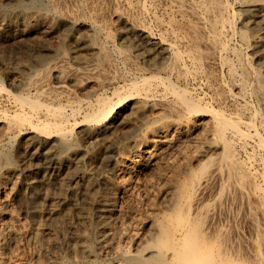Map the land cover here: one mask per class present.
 Instances as JSON below:
<instances>
[{
    "label": "bare ground",
    "instance_id": "bare-ground-1",
    "mask_svg": "<svg viewBox=\"0 0 264 264\" xmlns=\"http://www.w3.org/2000/svg\"><path fill=\"white\" fill-rule=\"evenodd\" d=\"M77 1L79 0H46L48 9L56 16L65 19L72 29L90 24L96 25L99 21L103 23L104 28L111 27L110 25L112 23L113 29L114 25L117 26L120 23L126 25L128 29L127 31L125 30L126 33H124V35L128 39L130 45L134 46L132 52L138 54V57L141 55L142 51L136 46V42H139L141 46L146 48L151 58L145 59L146 57L143 55V59L153 71L169 73L174 75L173 79L175 76L178 79L186 76V73L183 71L185 69L181 68L183 55L181 56L178 52H174L173 46L167 43V41L165 42L163 39L158 40V38L157 40L154 39L151 36L152 34L150 35L148 30L139 24L140 21L138 23L129 13H126L124 10V12L118 11L115 7V0H81L80 4H78ZM15 2L19 7L23 6L22 0H15ZM34 2L37 3L36 0H34L33 3ZM173 2L178 5H175L177 9L179 7V10L181 9L183 13L190 17L188 18L186 16L189 19V30L187 29L186 31L189 32L180 30L179 34L183 31L184 34H182V36L184 35L183 38H185V33H189L187 37L190 39L191 45L189 46L191 47L187 54L193 59L189 60L197 62L201 70L215 64L212 63L215 62L212 60L218 51L222 54L228 49L227 43L223 42L225 39L223 38L222 41L221 36L235 33V25L238 21L243 29L250 28L251 30V28H258L264 25V0H246V5L241 3L245 5L242 16L232 11L235 14L232 15L233 17L229 15V7L223 0H173ZM36 3H34L32 7L30 6V8L25 7L24 14L19 18L20 20H18L23 26L31 24L32 19L42 20L47 17V13L37 8ZM106 5L107 7L110 6L108 14V11L105 9ZM23 8L24 7H21L22 13ZM87 9L89 10L88 12H90L88 16L85 13ZM106 15L111 17L112 23L109 22L110 20H106ZM15 20L17 21V19ZM38 20H36V22H39ZM187 21L188 20H186V22ZM42 22H44V20ZM15 25L13 19H4L3 22H0V36H6L8 34L7 32L12 31ZM25 26L24 29L28 28L27 26L30 25ZM180 26H178V28ZM45 27L46 29L44 31L49 33L54 32L56 29L55 24H48ZM15 29H17V27ZM38 33H40V31ZM93 33L92 36H87L81 41H78L80 47L89 51V57L68 56L63 51L56 49L48 50L46 48V50L44 49V55L39 56V53V57L34 59V63L37 64L39 68H33L32 64L24 63L23 65V63L18 60L22 66L18 67L19 65H17L19 68V75L12 79L11 84L14 88L21 89V92L22 90L26 91L25 89L30 87H35L38 90H45V83L47 84L45 81L49 75L55 73L54 76L57 79L56 85L54 89H48L47 92L53 97H58L61 93L69 91L71 87L79 85L87 80V82H89V80L93 78L96 79L100 77L101 81H99V83L101 82L102 86L103 84L111 83L113 80L115 81L117 78L119 80L122 78V75L120 71H118V65H115L117 62L114 63V59L112 60V57L108 54L111 51L107 52L102 45L103 43H101V41L99 42L97 30H93ZM106 36L110 41H116V39L114 40L115 35L113 34V30H106ZM257 36L258 35H256V37ZM32 37L35 38V35ZM242 37L243 39L246 37L244 32H242ZM178 40L180 41V39ZM245 41L247 43V40ZM257 46L261 51L255 52V54H257L256 59L260 62L261 66L255 70L256 85L254 94L259 99L264 110V35L257 40ZM120 50L121 49H119V51ZM50 52L52 53V59H49L50 61L48 62L47 54ZM132 52L128 49H124L122 55L124 60L126 59L129 64L134 66L136 60L133 62L131 58H135L136 56L135 54L133 55ZM241 56L242 58H246L243 57V55ZM160 59H166L168 63L159 67L154 60ZM214 59L217 60L216 57ZM225 59H222L224 63L223 67H226L229 75L234 77L236 74L234 69L236 67L233 68L231 65L232 62L229 63L225 61ZM241 63L242 62L238 64ZM215 66L216 65H214V67ZM249 66H251V64ZM17 67L15 66L16 71ZM189 67L190 66H188V68ZM136 69L135 71H137ZM140 69L141 68H139V70ZM150 70L148 71L150 72ZM210 71L212 70L210 69ZM250 71L252 70H249L246 66L245 68L243 67L244 76H247ZM122 74H125V72ZM127 77L129 78L130 76ZM169 79H167V76L166 78H162L159 74L152 73L149 76L144 75V77L133 80L122 92L119 90L116 91L112 98L108 96H99L97 104L92 107L90 112L86 114V118L83 119L85 123L90 124L89 131L81 126L83 121L81 125L78 122L71 123V118L75 117V115L78 116L77 111L80 108L78 105L73 104L75 102L68 106L72 114L67 116L63 106V108L53 107L54 109H50L47 103H45L44 106L40 104L41 102L36 101L37 99L35 101L34 99L30 100L26 95V97L23 96L24 94L22 96L14 95V102L18 105L17 107H21L20 109L28 107L32 111L38 112L36 115L37 117L38 115H43L44 117H50V119H58L59 123L51 126L49 122L47 124L44 122L42 126H31L38 135L33 142L27 146L25 156L27 164L23 167L16 166L13 168L9 166V154L11 151L9 154L0 151V176H4L9 181L12 180L10 182L12 184L15 180H24L28 189L29 199L27 200L30 201L29 204H33L35 213L38 208L44 204L47 207L46 210H50V212L43 215V220L46 222L45 224H49V228L47 229L49 232L55 231L56 233H61L62 237L64 226L61 225L59 219L58 222L55 220L63 213L62 211H65V209L75 203L76 195L72 188L75 184L78 185L76 182L84 180L87 182L86 184L89 183L86 175H79L76 173L77 168L75 172H72L71 169H75L82 161L88 163L90 167H94L95 162L99 158L98 156H100L101 162L110 167L111 174L109 176L105 174L106 177L101 179L99 186L93 184L92 187L95 191L93 200L97 203L98 208H100L95 225V239L100 246V250L103 251L105 249L114 252L115 264H264V203L258 198L259 203H256L255 206L250 204L246 205L248 203L246 202L247 198L249 197V200L252 198L249 195L256 193L258 189H256V186L255 188L252 185L254 182H252L253 176L250 170L238 159L239 156L236 153V148L238 147H236L235 144L236 140L242 142L243 140H248L250 137L252 138L254 135L251 136V134H255L257 131L247 134L244 132L245 130L243 131L241 128L243 121L240 117L233 119V117H228L220 110L206 104L203 105L200 101L190 96L189 93H187L189 91L186 92V90L180 88ZM186 79H188V77H186ZM189 79L191 81V78ZM207 79L206 81L209 82L210 77H207ZM239 82L241 83L239 85L237 83L236 89L240 88L241 90L242 87L247 85L246 81L242 80ZM2 90L7 92V89L0 87V91ZM41 92L43 95L45 91L41 90ZM38 94L37 96L40 95ZM254 94L253 96H255ZM223 99L224 98H222V100ZM252 99H254V97H252ZM84 102L86 103V101ZM90 102H92V100ZM203 103H206V101ZM237 104L240 105L239 103ZM92 105L93 104H91V106ZM29 109L27 110L29 111ZM230 110H232V108ZM234 110L235 108L232 111ZM148 112L149 114L150 112L152 113L150 117L147 115ZM261 112L264 113V111ZM32 114H34V112ZM240 114L242 113L240 112ZM16 115L0 116L2 120L5 118V121H8V131H10L7 132L8 134L3 138V133L1 134L0 146L2 147H4L3 145L5 143L13 141L25 125L28 123L32 124V122L29 121L30 119L23 114V116ZM30 116L31 115H29V117ZM246 116L247 115H245V117ZM248 117L250 118V116ZM140 119L143 120L140 121ZM120 127L125 129V131L120 136H112L108 139V135L114 133V131ZM251 127V129L254 128V126ZM75 133L80 135V139L92 140L94 143L101 139H106V143L101 148L100 155H88V152L79 151V148H77L79 139L75 136ZM255 136H257L259 148L264 150V138L261 137L259 133ZM121 139L125 140V143L121 142ZM238 145L240 144L238 143ZM254 152H257V150ZM246 154L249 156V153ZM254 156L255 155L251 157ZM256 156L259 157L260 155ZM255 166L257 165L255 164L253 167L255 168ZM260 171L261 170H259V172ZM42 173L43 175L41 176L40 174ZM79 173H81V171ZM259 186L258 188L261 187ZM52 187H59L61 192L58 196L52 193ZM141 187L145 190L144 198H141L142 200L138 202L137 206L129 209V203L134 201V198L137 199L139 197L140 193L137 196L135 193L136 190ZM2 193L4 192H2L0 188V198H2L0 199V264H45L42 258L46 256L45 251L48 249L54 251L60 249L61 246H64L67 237L64 236L63 241L58 238L51 239L52 241L43 245L40 253L21 259L18 251L12 248V242L23 239L29 234L38 239H44L47 235V232H45L47 229L40 230L39 232H28L24 230V222H22L20 217L14 214L13 208L15 207H13L12 202L14 200L8 198L6 195H2ZM85 194V199H87L89 193ZM159 199H163L166 204L164 208L162 207L161 211L158 210L154 212L152 221L140 222L136 219H131L130 211L142 210L148 205L150 206L153 201L156 202ZM89 201H91V199H88V202ZM227 202L235 204L232 208L235 206L239 210L236 217L233 215L234 218L232 220L229 217H223L225 216L224 212H226L223 206H225L224 204ZM98 208L96 206V209ZM239 216L242 221L239 219ZM130 220H133V222ZM144 220H146V218ZM125 221H129V223L125 224ZM240 221L245 223L247 229L252 232L250 238H243L242 234L244 232L242 233L243 230H241L239 226ZM90 227L91 225L86 226L88 229ZM68 241H70L69 238ZM81 242L82 244L79 242L81 244H79L80 247L76 248L77 245L73 244L72 247L68 245V248H81L80 250L84 255L86 253L93 255L91 254V245L89 244L87 235H84L83 241ZM68 243L70 242L66 244ZM99 254L100 253H98V255ZM94 257H96L95 254ZM53 263L56 262L53 261ZM78 264L80 263L78 262Z\"/></svg>",
    "mask_w": 264,
    "mask_h": 264
},
{
    "label": "rangeland",
    "instance_id": "rangeland-1",
    "mask_svg": "<svg viewBox=\"0 0 264 264\" xmlns=\"http://www.w3.org/2000/svg\"><path fill=\"white\" fill-rule=\"evenodd\" d=\"M33 1L34 0H22L23 6H21V7H24L23 8V13H22L21 7H19L17 5L15 0H0V22H3L4 19L6 20L8 18H11V19H13L14 23L16 24L12 31L7 32L8 34L10 33L9 35L7 34L6 36H0V87H4V89H7L6 90L7 92H5V90L4 91L2 90L3 92L0 91V93L2 94V95L0 94V113H1L0 116L1 115L2 116H11V114H12V116H15L16 114H17L16 116H23L24 115V116L28 117V119H30L29 121L32 122V124H34V125H32L31 123H28L29 125L28 124L25 125V127H23L21 132L18 135H16V137L14 138L13 141L5 143L3 145L4 147L0 146V151L3 152V153L5 152V153L9 154V152L11 151L10 154H9L10 155L9 156L10 157L9 166L14 168L16 166H18V167L22 166L23 167V166H25V164H27V162L25 161L26 160L25 156H26V152H27V146L31 142H33V140L38 135L34 131V128H33L35 125L36 126H40V125L42 126V123L44 125V122H45V124H47L49 122L51 124V126H54V125L59 123L58 119H50V117H46V116L44 117L43 115H40V116L38 115V117H37L36 115H37L38 112L32 111L28 107H24L23 109H20L21 107H17L18 105L16 104V102H14L15 101V99L13 97L14 95L15 96H22L24 94L23 96L26 95L27 98H30V100L34 99V101H35L37 99L36 101L41 102L40 104L44 105L45 103H47V105H49L50 107L47 106V105L46 106L49 107L50 109H54L53 107L56 108V107H62L63 106L65 108L64 110H65V114L67 113L66 114L67 116L72 114V111L69 109L70 107H68V106L72 105L71 103L75 102L73 104L78 105L80 108L78 107L79 108V110L77 111L78 116L75 115L76 118L75 117L71 118V123H73V122L77 123L78 122L81 125L82 124L81 122L83 121V119L86 118V114L88 112H90L92 107L97 104V99L99 98V96L100 97L108 96V97L112 98L116 91L119 90V91L122 92L123 89L127 85H129V83L132 82L133 80H136L138 78L144 77V75H148L149 76L152 73H156L157 75L159 74V76H161L162 78H166V76H167V79L170 78L169 80H171L172 82L176 83L177 86H179L180 88H183L184 90H186V92L189 91L187 93H189V95L192 96L193 98H195L197 101H200L203 105L206 104V105H208L210 107H213V108H215L217 110H220V111L224 112L228 117H231V118L233 117V119L240 117L242 119V121H243V125H242L241 128H242L243 131L245 130L244 132H246L247 134H251V133H255L257 131L255 134H251V136H253V135L255 136L256 134L259 133V135H261V137L264 138V136H263L264 135V126H263L264 125L263 124L264 123V113L261 112V111H264V110H263V106L261 105L259 99L254 94V89H255V85H256L255 70L258 69L261 66L260 62L257 61V59H256V55L257 54H255V52L257 53V52L261 51L260 48L257 46V40H259V38H261L264 35V25L261 26V27H258V28H251V30H250V28H247V29L244 28L243 29L241 27V24L238 21L236 23V25H235V29H236L235 33H233V34H225V35L221 36L222 41H223V38L225 39L223 42L227 43L228 49L226 51H224L222 54H221V52L218 51L217 52L218 55L216 53L215 56H214V58L216 57L217 60H215L214 58L212 60V61H215V62H212V63H215V64L211 63L212 65H210L209 67H205V68H203L201 70V68L199 67L198 63L195 62V61H192L193 59L191 57H189L188 54H187L188 51H189V48L191 47V46H189V45H191L190 39L187 37L189 35V33H185V38H183L184 35L182 36V34H184V32L187 29L189 30V27H188L189 19L188 18H190V17L187 16L185 13H183L181 11V9L179 10V7L177 9L178 5L175 2H173V0H115L114 1V2H116L115 3L116 4L115 7L118 9V11H122V12L125 11L126 13H129V15L132 18H134L135 20H137L138 23L140 21L139 24L143 28L145 27V29L148 30L150 35L152 34L151 36L154 39L157 40V38H158V40L163 39L165 42L167 41V43H170L173 46V51L174 52H178L181 56L183 55L182 56V61H181V68L185 69L183 71L186 73V76L184 78H181L182 79L181 80V79H178L176 76L173 79L174 75H171V74L163 72V71H159V72L153 71L150 68V66L143 59V55L146 57L145 59L151 58L150 57V53H148L149 51L146 50V48H144L143 46H141L139 44V42H136V44H137L136 46L139 47L141 49V51H142L141 55L138 57L137 56L138 54H136L135 52H132L134 46L130 45L128 39L124 35V33H126L128 27L126 25L120 23L117 26L114 25V29H113V26H112L113 23L111 22V19H110L111 17L109 15H108L109 17L106 15V20L108 19V21L110 20L109 22L112 23L110 25L111 27H109V28H104L103 23H100V21H99V22H97L96 25L90 24V25H86L84 27L72 29L69 26V23H67V21L65 19L56 16L52 11H50L48 9L46 0H36L37 3L36 2H34V3L37 4L36 5L37 8L41 9V11H45L47 13V17H45L42 20L32 19L31 24H27V25H30V26L26 25L28 28L24 29L25 25L23 26V24H20V22H18V20H20L19 18L22 17V15L24 14L25 7L26 8H28V7L30 8V6L31 7L34 6ZM242 1L241 0H223V2L227 3V5L229 7V15L230 16L235 15L233 12H235L236 14L238 13L239 16H242L243 9H244V7L246 5V0H244L245 2L243 1L244 3ZM77 3L80 4L81 0L77 1ZM241 3L245 4V5H242ZM231 4H233V5H231ZM107 5H109V4H107ZM107 5H106L105 9H106V11H108L107 12V14H108L109 11H110V9H109L110 6L107 7ZM175 5H177V6H175ZM88 11H89L88 9L85 10V13H86L87 16L90 15V12H88ZM14 15H15L16 18L14 17ZM14 18L17 19V21ZM183 18H184V20H183ZM36 20H38L39 22H36ZM43 20H44V22H42ZM186 20H188V21L186 22ZM184 22L187 24V26H186V24ZM48 24H55L56 29H55L54 32L49 33V32L44 31L46 29L45 26L48 25ZM178 26H180L182 29L180 27L178 28ZM16 27H17V29H15ZM37 28H38V31H37ZM105 29L109 30V31L113 30V34L115 35L114 40L116 39V41L112 42V40L110 41L107 38ZM93 30H97V32H98L97 36H98L99 42L101 41V43H103L102 45L105 47L106 51L107 52L111 51L108 54L112 57L111 58L112 60L114 59L113 60L114 63L117 62L115 65H118V67L117 66L116 67L119 69L118 71H120V74L122 75L121 76L122 78H120L119 80L117 78L115 81L113 80L111 83H109L110 85L108 83H106V84H103V86H102L101 82L99 83V81H101L100 77L96 78V79L93 78L92 80L90 79L89 82H87L88 81L87 80V81L82 82L79 85H75V86L71 87L69 89V91L65 92L66 94L65 93H61L58 97H53V96H51V94H49L47 92L48 89L49 90L52 89V88L54 89V87L56 85L57 79L54 76L55 73H52L53 75L52 74L49 75V77L47 78L48 81L47 80L45 81V82H47V84L45 83V90L41 89V90L45 91L43 93V95H42L41 90H38L35 87H34L35 89L33 87H30L28 89H25L26 91L22 90V92H21V89L19 90V89H16V88L13 87V85L11 84L12 83V79L19 75L18 74V69H19L18 67L22 66L21 63H23V65H24V63L25 64H32L33 68H37V67L39 68V66L34 63V59H36V57L44 55L46 48L48 50L56 49V50L63 51L68 56H76V57L85 56V57H89L90 56L89 51H87L86 49H83L82 47H80L78 45V41H81L82 39L86 38L87 36H92L94 34ZM180 30H183V31L185 30V31L184 32L181 31L180 34H179ZM39 31H40V33H38ZM245 31H248V32H245ZM186 32H189V31H186ZM242 32H244L245 35H246L245 39H243V37H242ZM237 34L238 35L240 34V35L238 36ZM34 35H35V38L32 37ZM256 35H258V36L256 37ZM260 35H262V36H260ZM170 37H171V39H170ZM247 37H249V38H247ZM236 38H238V39H236ZM178 39H180V41ZM63 40H66V41H63ZM226 40H228V41H226ZM245 40H247V43H246ZM104 42H105V44H104ZM177 43H178V45H177ZM236 45H238V46H236ZM42 46L45 47V48H43ZM53 46H54V48H53ZM233 46H235V47H233ZM107 47H109V48H107ZM119 49H121V50L119 51ZM124 49H128L129 51L132 52L133 55L135 54V56H136L135 58L136 59L134 57H132L133 55L131 56L132 57L131 59H132L133 62H134V60H136L135 61L136 64L134 66L129 64L126 61V59L124 60V57L122 55V51ZM180 49H181V52H180ZM238 49H240V50H238ZM235 51L236 52H240V53H236ZM50 53L47 54V61L48 62L50 61L49 59H52L51 58L52 57L51 56L52 53L51 54ZM111 53H113V54H111ZM38 54H39V56H38ZM184 55H186V56H184ZM234 55H235V57H234ZM241 55H243V57H246V58H242ZM119 56H121V57H119ZM189 59H192V60H189ZM222 59L223 60L225 59V61H227L229 63L232 62L233 64L231 63V65L233 66V68L236 67L234 69L235 72H236V74L234 76L235 78L232 77L231 75H229V72L227 71L226 67L225 68L223 67L224 63L222 62L223 61ZM227 59H229V60H227ZM18 60H20L21 63ZM154 61L157 62V65L159 67L164 65V64H166V63H168V61L166 59L165 60H161L160 59V60H154ZM236 61H238V62H236ZM240 62H242L241 64H243V65L238 64ZM140 63H141V65H140ZM249 63L251 64L252 67L249 66L250 65ZM119 64L121 65V68H120ZM245 64H247L249 67L247 65H245ZM12 65H14V66L11 67ZM17 65H19V66L17 67ZM214 65H216V66L214 67ZM15 66L17 67V71L15 70L16 69ZM130 66H132V67H130ZM188 66H190V67L188 68ZM245 66L247 68H249V70H252V71H250L251 73L249 72L247 74V76L243 75V67L245 68ZM136 67H137V69H136ZM138 67L141 68V69L139 70ZM143 68L146 69V70H144ZM192 68H193V70H192ZM135 69L137 71L139 70L141 73L139 71L138 72L135 71ZM147 69L148 70L151 69L150 72ZM210 69L213 71V73H212V71H210ZM220 69H222V70H220ZM198 70H201V71H198ZM236 70H238V71H236ZM190 71H191V73H190ZM124 72H125V74H122ZM160 72H161V74H160ZM131 73H132V75H131ZM224 73H226V74H224ZM127 76H130V77L128 78ZM197 76H199V77H197ZM253 76H255V77H253ZM186 77H188V79H186ZM207 77L208 78L210 77V79H209L210 81L209 82L206 81V80H208ZM223 77H224L225 80L223 79ZM189 78H191V81H190ZM230 78H231V80H230ZM97 79H99V80H97ZM177 80H179L180 82L177 81ZM242 80L246 81V83H247V85L244 86L246 89L244 87H242L241 90H240V88L236 89L237 83L239 85L241 83L239 81H242ZM203 81H204V83H203ZM115 82H117V83H115ZM190 82H192V83H190ZM231 83L233 84V86H232ZM189 84H191V85H189ZM224 84H225V86H224ZM250 84L252 85V87H251ZM188 86H189V89H188ZM190 86H192V87H190ZM230 86H232V87H230ZM197 89H198V91H197ZM36 90L41 92V93L37 92ZM221 90H223L224 92L221 91ZM218 91H220L223 95L225 93V95L223 96ZM36 93L37 94L39 93L40 95L38 94L39 96H37ZM197 94H199V95H197ZM253 94L255 96H253ZM220 95H221V97H220ZM210 96H211V98H210ZM10 97L11 98L13 97V98L11 99ZM198 97H200V98H198ZM252 97H254V99H252ZM222 98H224V99L222 100ZM56 99H57V101H56ZM91 100H92V102H90ZM216 100H218V101H216ZM84 101H86V103ZM202 101L203 102L206 101V103H203ZM90 103L93 104V105L91 106ZM237 103H239L240 105H238ZM244 104H246V105H244ZM234 105H235V107H234ZM231 106H233V107H231ZM251 107H252V110H251ZM255 107H256V109H255ZM231 108H232V110L235 108V110L232 111V110H230ZM27 109H29L30 112ZM239 109H241V110H239ZM242 109H243V111H242ZM24 111H26V112H24ZM85 111H86V113H85ZM238 111H239V114H238ZM255 111H256V113H255ZM33 112H34V114H32ZM68 112H69V114H68ZM240 112L243 115L240 114ZM13 114H15V115H13ZM28 114L31 115V116L29 117ZM147 115H148V117H150L152 115V113L150 112V114H149V112H148ZM245 115H247V116L245 117ZM248 116H250V118ZM254 116H255V118H254ZM43 117L45 118V121H44ZM5 120H6L5 118H3V120H2V118H0V136L3 133L2 134V138L5 135L8 134L7 132H10V131H8V121H5ZM40 120H41V122H40ZM142 120L143 119H140V121H142ZM4 121H5V123H4ZM33 121H34V123H33ZM246 124H247V126H246ZM31 126H33V127H31ZM81 126L87 131L90 130V124L89 123H85V120L83 121V124ZM251 126H254V128L251 129L252 128ZM261 128H263V129H261ZM246 129H248V130H246ZM124 131H125V129L120 127L117 130H115L114 133L108 135V139L110 137H112V136H120ZM249 131H250V133H249ZM75 134H76L75 136L79 139V144L77 145V148H79L78 149L79 151L85 152V153L88 152L87 153L88 155H91V154L92 155L94 154L95 156L100 155L101 150H102L101 148L106 143V139H101L100 141L94 143V141H92V140L91 141L86 140V139L82 140V139H80V135L79 134H77V133H75ZM254 136L252 138L250 137L248 140H243L244 142L236 140V143H235L236 147H238V148H236V153H237V155L239 157L238 156L237 157L250 170V172H251V174L253 176V181L252 182H254L252 185L254 187L256 186L257 188L256 187L255 188L258 189L256 193H253V194L249 195L250 197H252V198H250L251 200H249V197L247 198L246 202H248V203L246 205L250 204L252 206H255L256 203L258 204L259 200H262L263 203H264V197H262V196H264V179H262V178H264V173H263V171H264V167H263L264 166V153H263L264 150L262 148H259V145L257 144L258 143L257 142V136H255V137ZM0 139H1V137H0ZM121 142L125 143V140L121 139ZM238 143L240 145H238ZM254 143H256L257 145L254 144ZM83 148H84V150H83ZM2 149H3V151H2ZM243 149H245V150H243ZM7 150H8V152H7ZM256 150H257V152H254ZM262 150H263V152H262ZM237 151H239V152H237ZM241 152H243V153H241ZM244 152L249 153V156H248V154H246ZM258 152H260L261 154L258 153ZM253 155H255V156L251 157ZM256 155H260V156L258 157ZM98 157L99 158L95 162L94 167H90L88 163H85V162L82 161L79 164V166L75 167V169H73V168L71 169L72 172H75V170L77 168L76 173H78L79 175H86V178H88L89 183L86 184L87 182H85L84 180H79V181L76 182L78 185L75 184V186L72 188V190L74 191V193L76 195L75 203L70 205L67 209H65V211H62L63 213L59 217H57V219L55 220L56 222H58V219H59V221L61 222V225L64 226L63 231H62V234H63L62 237H61V233H56L55 231L49 232V230L47 229V228H49L48 227L49 224L48 225L45 224L46 222L43 220V215L45 213H47V212H50V210L49 209L46 210L47 207L44 204L41 205L40 208H38L37 212L35 213L34 208H33V204L32 205L29 204L30 201L27 200V199H29V197H28V189H27V185H26L24 180L18 179V180H15V182L12 184V183H10L12 180L9 181L4 176H0V188H1V191L4 192V193H2V195H6L8 198L14 200V201H12L13 202V207H15V208H13L14 214L16 216L20 217L22 219V222H24L23 223V225H24L23 229L27 230L28 232L29 231H31V232L32 231L39 232L40 230L42 231L44 229H47L45 231V232H47V235H46V237L44 239H42V238L38 239L37 237H35L33 235L31 236L29 234L28 236H25L23 239H19L17 241H13L12 242L13 243L12 244V246H13L12 248L18 251L19 256H21L20 257L21 259H23L24 257H30L32 255H37L38 253H40L43 245H45L47 242L49 243L53 239H57V238L61 239L63 241L64 240L63 239L64 236H66L67 240L65 241L63 247L61 246L60 249L55 250V251L52 250V249H48L47 251H45V255L46 256L42 257L44 259L45 264H50V263L52 264L53 261L56 262V263H53V264H76V263L78 264V262L80 264H91V263L95 264V262H96V264H98V263L99 264H102V263L103 264H112V263L115 264L114 252L112 250L108 251V250L104 249L105 252H104V250L103 251L100 250V246L97 244V240L95 239L96 238L95 225H96V221H97V218H98V215H99L98 211H100V208H98L97 203L93 200L94 196H95V191H94V189L92 187H93V184L99 186V183H100L101 179L103 177L109 176L111 174L110 167L106 166L105 164H103L101 162L102 160H101L100 156H98ZM251 159H253V160H251ZM260 160H263V161H260ZM255 164L258 167L255 166V168H254L253 166ZM259 170H261V171L259 172ZM80 171H81V173H79ZM105 174H106V176H105ZM261 174H263V175H261ZM40 175L42 176L43 173L40 174ZM40 175H38V176H40ZM33 176H34V174H33ZM259 182H261V183H259ZM259 184H260L261 187L259 186ZM258 186L260 188H258ZM89 188H90V190H89ZM141 189H143V188L141 187L140 189L136 190L135 195L137 196L140 193L141 196L139 195V197L137 199L134 198V201L129 203V209L137 206L138 202H140L142 200L141 198H144L143 196H144L145 190L144 189L141 190ZM259 190H261V191H259ZM60 192L61 191H60L59 187H52V193L55 196H58V194ZM85 193H89V196L87 195V199H85L86 198V194ZM262 193H263V195H262ZM91 196H93V197H91ZM253 197H255V198H253ZM258 198H259V200H258ZM0 199H2V198H0ZM88 199L89 200L91 199V201L88 202ZM0 203H1V200H0ZM230 203L227 202L226 204H224L225 206L226 205L227 206L226 207L223 206V209H225L224 211H226V212H224L225 216H223V217H225V218L229 217L232 220L234 217H236V214L239 213V210L235 206L232 208V206L235 205V204L231 203L232 204L231 205ZM159 204H160V206H159ZM165 204L166 203H165V201H163V199H159L156 202L153 201L150 204V206L148 205L146 208H144L142 210L132 211V212L130 211L131 219H136L137 221H140V222L152 221L153 218H154L153 217L154 216V212H157L158 210L161 211L162 207L163 208L165 207ZM96 206H97L98 209H96ZM230 206H231V208H230ZM233 215H235V216L233 217ZM146 216H148V217H146ZM144 217L146 218V220H144L145 219ZM85 218H87V219H85ZM239 219L242 221L241 217ZM130 221L133 222V220H130ZM241 221H240L239 226L241 227V230H243L242 233L244 232L242 234L243 238L244 239H248V238H250L252 236V232H250V230L247 229V227L245 226V223H243ZM88 222H89V224H88ZM125 222H126L125 224L129 223V221H125ZM136 223H138V222H136ZM231 223H232V221H231ZM50 225H51V223H50ZM87 225H91V227L88 229V228H86ZM93 229H94V231H93ZM91 233H93V234H91ZM84 235L88 236V241H89V244L91 245V250H92L91 254H93V255H90L89 253H86L84 255V253H82V251L80 250L81 248L80 249L79 248L76 249L77 247H80V245L82 244L81 241H83ZM94 235H95V237H94ZM68 238H69L70 241H68ZM47 240H49V241H47ZM43 241H44V243H43ZM67 242H70V243L66 244ZM14 243H15V245H14ZM73 244L77 245L75 249L68 248V245H70L72 247ZM98 253H100V254L98 255ZM94 254L96 255V257H94ZM60 256L61 257L63 256V257L61 258ZM97 256H99V257H97ZM47 258L50 261H48ZM110 259H111V261H110ZM56 260H58V261H56ZM91 260H93V261H91Z\"/></svg>",
    "mask_w": 264,
    "mask_h": 264
}]
</instances>
